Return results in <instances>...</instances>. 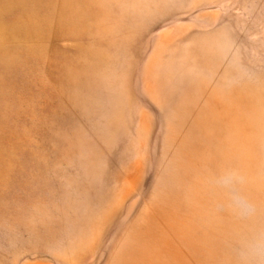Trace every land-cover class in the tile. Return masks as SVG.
<instances>
[{
	"label": "rangeland",
	"instance_id": "rangeland-1",
	"mask_svg": "<svg viewBox=\"0 0 264 264\" xmlns=\"http://www.w3.org/2000/svg\"><path fill=\"white\" fill-rule=\"evenodd\" d=\"M0 264H264V0H0Z\"/></svg>",
	"mask_w": 264,
	"mask_h": 264
},
{
	"label": "clouds",
	"instance_id": "clouds-1",
	"mask_svg": "<svg viewBox=\"0 0 264 264\" xmlns=\"http://www.w3.org/2000/svg\"><path fill=\"white\" fill-rule=\"evenodd\" d=\"M233 178H237L235 173L229 174V177L227 180H225V183H231ZM234 204L235 206L241 211L242 214H247L252 210V206L250 204H247L242 197L239 195L234 196Z\"/></svg>",
	"mask_w": 264,
	"mask_h": 264
}]
</instances>
